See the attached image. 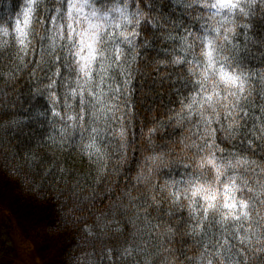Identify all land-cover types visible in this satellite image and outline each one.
<instances>
[{
  "label": "clouds",
  "instance_id": "obj_1",
  "mask_svg": "<svg viewBox=\"0 0 264 264\" xmlns=\"http://www.w3.org/2000/svg\"><path fill=\"white\" fill-rule=\"evenodd\" d=\"M50 264H264V0H0V198Z\"/></svg>",
  "mask_w": 264,
  "mask_h": 264
},
{
  "label": "trees",
  "instance_id": "obj_2",
  "mask_svg": "<svg viewBox=\"0 0 264 264\" xmlns=\"http://www.w3.org/2000/svg\"><path fill=\"white\" fill-rule=\"evenodd\" d=\"M0 201L2 202V199L0 198ZM14 205L13 206H19L22 209V213L19 216V221L22 219L27 220V227H26V235L28 236L27 238L23 239L21 242V247L23 251H29L28 245H31L32 250H39V255L36 256L38 261L40 263L44 264H50V260L52 257V252L53 249L49 245V243L44 239V237L41 235L38 225L40 223L39 219L36 218L31 211L25 207L22 204L17 203L15 200L11 199V202ZM4 206H9V205H4ZM2 204H0V212H2L3 216L7 217L6 218V224L2 225L0 224V264H12V262L8 259V255L4 253V244L6 241V236L9 234H14L15 232V225L17 221V218L14 219L13 216L9 213V210L6 209ZM6 210V211H5ZM17 243V242H15ZM19 245V244H17ZM18 247V246H17ZM47 262V263H46ZM37 263V261H36Z\"/></svg>",
  "mask_w": 264,
  "mask_h": 264
},
{
  "label": "rangeland",
  "instance_id": "obj_3",
  "mask_svg": "<svg viewBox=\"0 0 264 264\" xmlns=\"http://www.w3.org/2000/svg\"><path fill=\"white\" fill-rule=\"evenodd\" d=\"M1 199H2V202L0 201V204H2L3 206L9 205V206H4V207H6V209L9 210V213L11 214V216H13L14 219L17 218V221L15 220L16 225H15V232L13 236L12 234H9L8 236H6L7 238H6L4 247H3L5 249L4 253L8 255L9 257L8 259L12 262V264H44V263H40L36 257L39 255L38 249L34 251L31 249V245H28L29 251L26 252V251H23L20 245L23 239L28 237V236H25L27 220L22 219L19 221V216H22L20 215L22 213V209L19 206L12 207V205L14 204L9 203L11 202V199L7 197L1 198ZM6 218L7 217L3 216L2 212H0L1 226L6 224Z\"/></svg>",
  "mask_w": 264,
  "mask_h": 264
}]
</instances>
